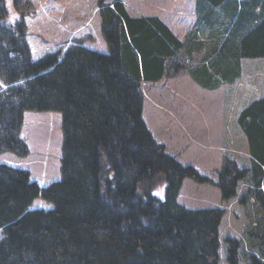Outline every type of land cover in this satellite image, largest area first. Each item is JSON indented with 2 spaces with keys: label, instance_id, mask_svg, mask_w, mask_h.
I'll use <instances>...</instances> for the list:
<instances>
[{
  "label": "trees",
  "instance_id": "obj_1",
  "mask_svg": "<svg viewBox=\"0 0 264 264\" xmlns=\"http://www.w3.org/2000/svg\"><path fill=\"white\" fill-rule=\"evenodd\" d=\"M98 5L106 52L74 42L33 59L24 21L0 0V154L29 153L25 111L62 116L58 179L41 186L28 169L0 163V264H219L224 210L178 201L184 178H206L153 136L141 81L182 65L210 90L235 82L246 58L264 57V0H196L183 39L123 0ZM238 123L251 165L226 157L216 183L225 199L248 183L243 200L253 195L261 216L245 233L262 257L228 235V260L264 264V94ZM37 198L52 206L33 207Z\"/></svg>",
  "mask_w": 264,
  "mask_h": 264
},
{
  "label": "rangeland",
  "instance_id": "obj_2",
  "mask_svg": "<svg viewBox=\"0 0 264 264\" xmlns=\"http://www.w3.org/2000/svg\"><path fill=\"white\" fill-rule=\"evenodd\" d=\"M4 1L9 8V18L24 21L33 59L46 53H61L74 42L107 51L98 0ZM123 1L133 16H160L180 39L196 20V0ZM200 56L196 54L195 59ZM141 89L144 93L143 119L153 136L168 153L183 164L193 165L206 178L204 181L184 178L178 201L189 208L220 207L224 210L219 226V264H231L228 235L243 238V251L262 257L245 233L247 225L261 216L253 195L243 200L241 193L248 183L242 181L238 195L225 199L216 182L226 157L236 160L240 166L251 165L248 139L238 117L253 98L264 94V57L246 58L242 76L214 90L195 82L182 65L170 68L168 75L157 82L142 80ZM21 134L29 153L26 156L12 152L0 154V163L28 169L31 179L41 186L58 179L62 155L61 113L25 111ZM51 206L42 198L33 203V207ZM248 262L243 257L239 264Z\"/></svg>",
  "mask_w": 264,
  "mask_h": 264
}]
</instances>
